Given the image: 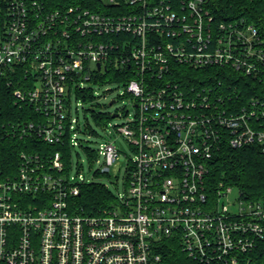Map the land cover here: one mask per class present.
Returning a JSON list of instances; mask_svg holds the SVG:
<instances>
[{"label": "built area", "instance_id": "2783aa9c", "mask_svg": "<svg viewBox=\"0 0 264 264\" xmlns=\"http://www.w3.org/2000/svg\"><path fill=\"white\" fill-rule=\"evenodd\" d=\"M218 10L217 0H0V78L22 67L27 81L14 96L44 116L12 133L59 142L69 131V143L80 144L68 89L108 68L133 75L120 87L135 109L113 113L125 118L114 126L134 152L125 192L96 214L69 204L88 181L82 174L47 170L65 169L59 151L49 159L21 152L17 175L0 180V262L158 264L162 243L175 239L204 263L257 264L264 201L223 183L212 191L207 177L226 145L264 152V100L244 104L221 82L176 75L182 65L221 67L264 84L258 27ZM95 151L94 160L104 156L99 173L120 156L111 141Z\"/></svg>", "mask_w": 264, "mask_h": 264}, {"label": "trees", "instance_id": "16d2710c", "mask_svg": "<svg viewBox=\"0 0 264 264\" xmlns=\"http://www.w3.org/2000/svg\"><path fill=\"white\" fill-rule=\"evenodd\" d=\"M61 1V0H60ZM221 3L218 12L224 17L237 18L244 16L254 23L264 37V0H217ZM55 4V2H54ZM176 75L182 82L190 84H221L219 88L226 93L236 91L241 95V103L247 104L248 99L257 97L264 100V84L253 76H245L231 69L221 67L193 68L190 66H178ZM9 77L0 78V180L6 177H15L21 163V152L26 151L40 158L49 159L56 152H60L65 169L61 172L47 169L55 174H69L72 171V148L69 143V131L62 141L48 142L32 132L30 135L20 137L12 133L13 130L21 131L25 123L33 120L39 121L44 116L35 111L30 104L16 100L14 90L24 86L26 76L22 67L16 72L8 73ZM124 74L122 70L108 68L106 72L93 74L90 83L102 87L113 84L120 87L126 79L133 76ZM78 80V78H76ZM10 80V82H9ZM232 86V87H231ZM233 86H237L234 90ZM75 92L77 99L85 103H91L96 99L93 86L85 88L71 87L68 89V101ZM235 93V92H234ZM126 96L130 97L128 94ZM94 121L98 126L105 125L111 117L110 113L92 112ZM4 126V127H3ZM13 126L15 128H13ZM87 130L96 133L90 122H87ZM10 132V133H8ZM88 160L93 162L97 156L95 149L85 146ZM99 173L98 170L95 174ZM220 183L238 188L244 197L264 201V152L261 145H247L241 148L224 146L210 161L207 185L214 191ZM115 194L107 185L94 181L80 183V192L69 198L72 209L81 214H96L109 208L114 202ZM161 260L158 264H217L204 263L190 257L175 239L166 240L160 247ZM257 264H264V236L259 238L255 249L251 253ZM0 264H5L0 262Z\"/></svg>", "mask_w": 264, "mask_h": 264}, {"label": "rangeland", "instance_id": "374dc122", "mask_svg": "<svg viewBox=\"0 0 264 264\" xmlns=\"http://www.w3.org/2000/svg\"><path fill=\"white\" fill-rule=\"evenodd\" d=\"M73 85V83H72ZM76 85V84H75ZM93 86L96 99L91 103H85L82 99H77L75 92L72 93V116L77 119L78 138L80 144L72 148V175L79 179L82 174L86 180L104 184L114 192L115 195L125 192V174L128 158L134 156L128 140L117 131L115 124L125 121L122 117H111L107 123L98 126L93 119L92 112L113 113L116 110L129 109L134 113L132 101L128 96H122L123 88L113 84H106L102 87L95 86L89 81H85L83 86ZM115 100L114 103H111ZM87 122H90L92 129L96 133L87 130ZM113 142L120 150L119 158L111 166V170L106 173H97L104 164V156L100 155L98 160L90 162L85 152V146L98 150L101 144ZM79 171V174L77 173Z\"/></svg>", "mask_w": 264, "mask_h": 264}, {"label": "water", "instance_id": "95a60500", "mask_svg": "<svg viewBox=\"0 0 264 264\" xmlns=\"http://www.w3.org/2000/svg\"><path fill=\"white\" fill-rule=\"evenodd\" d=\"M115 102V100H113L111 103H114ZM117 114H113V117H115Z\"/></svg>", "mask_w": 264, "mask_h": 264}]
</instances>
